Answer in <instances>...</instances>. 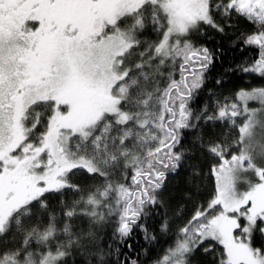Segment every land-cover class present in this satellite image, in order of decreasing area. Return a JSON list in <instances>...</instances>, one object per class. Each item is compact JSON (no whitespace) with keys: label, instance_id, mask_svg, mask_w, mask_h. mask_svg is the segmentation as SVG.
<instances>
[{"label":"snow or ice","instance_id":"1","mask_svg":"<svg viewBox=\"0 0 264 264\" xmlns=\"http://www.w3.org/2000/svg\"><path fill=\"white\" fill-rule=\"evenodd\" d=\"M233 17L255 26L243 71L264 78V0H0V264H72L93 248L105 264L96 227L110 221L109 255L136 228L154 239L142 221L193 159L190 202L197 181L212 187L157 264L200 248L214 264H264V87L191 107L215 59L191 37ZM202 122L227 131L185 148Z\"/></svg>","mask_w":264,"mask_h":264},{"label":"trees","instance_id":"2","mask_svg":"<svg viewBox=\"0 0 264 264\" xmlns=\"http://www.w3.org/2000/svg\"><path fill=\"white\" fill-rule=\"evenodd\" d=\"M255 31V26L243 18L233 17L225 24V31L218 32L215 29L205 26L204 29L194 34L191 39L194 44L207 47L214 54V62L206 73L204 86L196 94L191 103L194 111H200L205 106L213 108L216 100L223 101L224 98L233 99L241 90L250 91L253 88L264 87V78L253 74L245 73L243 68L249 66L254 59L258 58V50L244 43V37ZM152 41L156 39V34L148 31L142 37ZM216 81H220L217 83ZM255 102H249V106H254ZM258 105V104H257ZM222 127L212 124L201 123L196 129L186 130L183 136L185 148L197 143V137L215 138L220 136ZM193 156L198 155L192 153ZM203 160H190L188 164L179 171L178 174H170L166 181V186L161 190L158 197L159 204L152 208L142 223L148 231L149 236L154 239H146L144 232L140 228L134 229L132 235L120 245V252L123 255L108 254V244H113L114 223L109 222L96 227V245L105 252V264H116L117 260L131 257L138 261V264H157L167 250L175 246L178 228L190 218L194 204L203 203L207 197L206 189L210 190L212 185L207 178L196 183L200 186V195L194 197L190 202V196L195 191L191 179L190 165L197 164L203 167ZM207 173V168L203 169ZM74 181L91 187L94 181L85 176L78 175ZM167 225V229H164ZM87 228V223L84 224ZM257 245L264 243V237L257 235L255 241ZM132 245L129 251L127 244ZM92 253H76L72 258V264H99V258ZM191 264H214V257L198 249L191 256Z\"/></svg>","mask_w":264,"mask_h":264},{"label":"rangeland","instance_id":"3","mask_svg":"<svg viewBox=\"0 0 264 264\" xmlns=\"http://www.w3.org/2000/svg\"><path fill=\"white\" fill-rule=\"evenodd\" d=\"M255 101H253V103H254ZM258 103L257 102H255V105L254 106H251V107H259V104L257 105ZM202 249V248H201ZM202 251H203V249H202Z\"/></svg>","mask_w":264,"mask_h":264}]
</instances>
